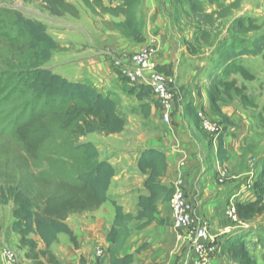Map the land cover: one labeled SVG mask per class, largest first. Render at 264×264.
Wrapping results in <instances>:
<instances>
[{"label": "trees", "instance_id": "1", "mask_svg": "<svg viewBox=\"0 0 264 264\" xmlns=\"http://www.w3.org/2000/svg\"><path fill=\"white\" fill-rule=\"evenodd\" d=\"M36 1L42 2L53 15L63 16L68 12L78 15L77 9L66 0ZM82 1L94 11L100 9L104 14L124 18L122 22L108 23L109 29L139 44L146 41L138 20L139 0H108L119 2L116 7H106L104 0ZM193 2L191 8L196 11L198 5ZM244 25L241 21L237 23L238 28ZM236 44L220 54L219 64L224 66V73L235 67L239 58L259 56L264 52L257 44L253 49L241 50ZM59 47L44 23L18 11L0 8V137L10 140L26 155L35 173L24 174L22 188L11 192L15 204L12 229L19 235L20 245L33 254L38 249V243L31 238L33 235L44 242L43 255H47L60 234L69 237L76 252L80 250L78 238L65 220L69 214L95 210L107 203L116 176L115 167L101 159L98 147L82 140L96 133L120 134L127 125L119 101L110 93H104L90 82L71 81L47 67ZM115 70L127 83L122 80L127 95L139 102L155 99L151 87L131 85ZM158 70L172 76L171 71L160 67ZM237 70L248 77L244 67L237 66ZM221 86L224 93L211 89L210 103L213 113L226 125L225 132L217 140V157L224 165L228 160L226 140L229 128L233 127L218 105L220 97L222 94L231 97L235 90L245 103L247 98L234 88V83H221ZM156 104L159 106L157 101ZM195 117L198 120L197 115ZM137 166L146 177L144 187L148 195L139 197V212L135 216L125 213L116 201L112 203L115 219L106 237L108 264L134 263L135 254H140L141 249L135 254H123L131 235L129 223L143 220L146 225L152 223L159 203L170 202L174 193L173 186L163 184L168 169L163 152L154 148L142 151ZM252 191V201L236 203L239 221L244 224L264 214V168ZM0 192L4 194L5 191L0 188ZM2 197L0 195V200ZM32 197L37 205L44 206L41 213ZM222 253L237 264H258L246 240L239 235L228 239ZM80 264L89 263L82 258Z\"/></svg>", "mask_w": 264, "mask_h": 264}, {"label": "rangeland", "instance_id": "2", "mask_svg": "<svg viewBox=\"0 0 264 264\" xmlns=\"http://www.w3.org/2000/svg\"><path fill=\"white\" fill-rule=\"evenodd\" d=\"M66 1L77 9L78 15H74L72 12H68L63 16L53 15L42 2L36 0H0V8L18 11L27 18L44 23L47 25L50 35L60 41L58 42L59 49L54 51L55 56L53 61L49 62L47 66L51 69H54L53 66L65 63V59L69 56L77 57V52H83L82 49L77 51V45L68 43L67 41H75L77 39L81 43H86V46L82 44L85 46L84 49H87L91 45V36L85 34L87 26L92 27V23L94 22V26H96L93 30L94 36L97 42H99L100 40L98 39L104 35L102 29L107 25V22L104 21L105 18L112 19L113 22L111 23H118L120 19V17L115 18L109 14H104L100 9L94 11L88 8L82 0ZM164 1H169L171 7L160 9V12H157L151 18L152 22H156V18L163 22V32L167 36L165 39H161L162 44L157 43V54L163 48L166 53L168 52L167 56H169L173 63L179 65L181 74L177 75V78L173 76L175 85L176 81L178 85L179 80L185 81V85L190 83V79H193L194 82L196 79L198 81L197 87H192L194 85L193 82L191 88L183 86L177 89L178 97L176 104L183 105V99L185 97L188 100L191 98L192 92L197 91V89L201 92L204 90V92H208L209 94L207 96L209 109H204L205 112L214 121L222 124L223 122L211 110V89H217L221 93H224V88L221 86V83H234V88L241 90L247 98L245 103L237 95V92L233 90L231 97L222 94L218 105L222 113L229 118L233 127H230L228 132V138L232 140L230 139L229 162L224 164L228 172V177L223 184L233 185L234 188L231 190V193L239 194L241 199L239 201L248 202L253 198V191L246 190L245 182L252 174L255 182L264 168V52L259 56H244L239 58L235 61V67H232L227 73H224V66L219 63L222 50H226L232 44L238 43L236 45H239L237 47L239 50L244 48L253 49L257 44L264 51V0ZM192 2L198 5L196 11L191 8ZM104 4L106 7H116L119 5V2L110 3L108 0H104ZM240 21L245 24L242 28H238L237 26V23ZM141 26L143 28L144 24ZM96 28L98 31L95 32ZM153 31L151 35L155 37L158 36V33H161L158 27L153 29ZM94 44L98 46L100 42ZM134 44L137 43L132 39H128L127 45L132 46ZM143 47L133 51H124L120 54L111 52V54L104 55H106L107 59H111V65L115 68L116 61L126 63L133 53L140 51ZM97 52L98 50L94 51V53ZM237 66L244 67L247 72L246 75L249 78L242 75L237 70ZM119 79L126 83L124 79L120 77ZM182 90L183 93L179 92ZM127 96L131 98V96ZM131 99L130 103L125 104L126 106L119 103L120 108L125 110L127 107H139L136 98L132 97ZM146 102L154 105L151 100ZM121 112L127 118V115L123 111ZM136 117L133 119L132 127L136 123L140 124V119ZM143 123L144 127L148 129V132H154L156 130L154 128L156 123L154 120H145ZM223 124L226 126L225 123ZM203 132L207 134L204 130ZM151 137V134L146 133L144 139H151ZM82 141L93 142L99 147L101 157H104V155H107L106 150H108V147L113 142L117 144L118 141L121 144L124 142V145H126L130 141L133 142V139L128 142L127 138L125 140H118L117 137L110 138L108 135L96 133ZM24 174H35L32 171L26 155L10 140L0 137V188H3L5 191L4 194L0 192V195H3L0 200V264H3L2 252L4 249L11 250L15 254L19 264H28L26 261L28 258L27 250L22 246L15 248L5 240L6 237L8 239L11 238V228L14 223L13 210L15 204L11 197V192L15 189L22 188ZM123 187H127V185H114L113 194L110 195L111 197L108 204H106V208L103 206L104 209L100 207L91 211L69 214L65 222L71 229L78 231L82 229V226L94 222L97 218L95 214L101 211L107 218L115 210L112 205L114 202L113 199L115 198L119 205L123 203L128 208H131L133 206V200L125 199V195H118L120 192H124ZM32 199L37 205L34 197ZM38 204L36 208L41 213L44 206L42 203ZM168 210H170V202H162L158 210V215L164 216ZM223 218L214 222V224L212 223V229L215 232L212 233L213 236H216L212 241L218 246L217 253L215 251L212 257L214 259L216 258L220 263L237 264L222 253V247L230 237L239 235V237H243L246 240L251 255L256 259L257 263L264 264V242L261 243V241H264V214L247 224L228 219L225 216V211L223 212ZM142 223L138 221L129 223L131 232L133 234L142 233L146 222ZM109 231H107V235ZM3 232L4 235H2ZM103 244V238L93 241H89L87 238L83 240L81 249L85 247L84 245L88 246L87 249L89 252V261L92 262L91 264H97V262L108 263L107 248ZM130 245H134L132 246L131 252H136L140 244L138 240L132 238L130 239ZM143 246L141 247L143 248ZM141 247L139 249H142ZM98 252H102V254L99 255ZM60 258L54 257L48 263L79 264V261H77L78 257L74 256V252L67 258Z\"/></svg>", "mask_w": 264, "mask_h": 264}, {"label": "crops", "instance_id": "3", "mask_svg": "<svg viewBox=\"0 0 264 264\" xmlns=\"http://www.w3.org/2000/svg\"><path fill=\"white\" fill-rule=\"evenodd\" d=\"M165 7H171L169 1L139 0L138 20L141 25L144 24L143 28L141 26V29L146 38V41L142 44L136 42L137 44L132 46L127 45L128 38L117 31L109 29L106 25V27L102 29L104 35L102 37L100 36L101 38L98 39L100 40V44L97 46L94 44L99 43L94 36L93 30L94 27H96L94 26V22L92 23V27L86 25L87 29L85 34L91 36V45L87 49H84L87 45L86 43H81L77 41V39H75V41H67L68 43L77 45V51L82 49L83 52H77V57L69 56L65 59V63L53 66L54 69L52 68V70L71 81L90 82L104 93H110L121 105L123 104L126 106L125 104L130 103L132 97L129 98L127 96L124 83L120 81L117 71L111 65V59H107L104 54H111V52L120 54L124 51H133L145 46L149 38L152 37L151 33L153 29L156 27L161 31L157 36L158 44H162L161 39L167 37L163 32V22L158 18H156V22H152L151 18L157 12L159 13L160 9H164ZM123 19L124 18H120L119 22H122ZM104 21H106L107 24L113 22L112 19L109 18H105ZM97 28L95 32L98 31ZM54 39L60 42L56 38ZM82 44H85V46ZM97 50L98 52L94 53V51ZM167 53L162 48V51L156 54L157 63L160 68L171 71L172 76L177 78V75L181 74L179 65H175L169 56H167ZM54 56L53 54L51 61H53ZM189 81L190 83H188V85H185L186 83H184L185 81L183 80H179L177 85L176 81V89L182 88L183 86L191 88L194 81L193 79ZM197 84L198 81L196 79L192 87H197ZM179 92L183 93V90ZM208 95V92H204V90L201 92L197 89V91L192 92L190 99L187 100L186 97H183V105L176 104V111L173 114L170 125H166L163 122L159 106L153 98L151 102H153L154 105L146 102L150 99L144 102H139L136 99L139 107H127L125 110L120 108L121 111L127 115V126L124 132L116 135H109V137H117L118 140H125V138H127L128 142L133 139V142L130 141V143L126 145H124V142L122 144L119 143V141L118 144L113 142V144L108 147V150H106L107 155H104V157H106H101V159L108 160L116 170V176L112 181L108 193L109 200L111 197L110 195L113 194L112 192L115 184H126L127 187L122 188L124 192H120L118 195H125V199L133 200V206L128 208V206L123 203L121 206L124 208L125 213L135 216L139 212V197L141 195H148L144 187L146 177L140 173L137 166L139 156L142 151L149 148H154L163 152L168 162V169L163 178V184L173 186L176 180H184L188 199L193 205L194 219L196 223H208L209 233L213 240L216 236H213L212 233L214 232L212 223L214 224V222L224 219L223 212L235 193H231V190L234 188L233 185H221L217 183L216 175L220 164L217 157L218 144L215 139L203 132L199 121L196 120L195 117L198 110L209 109L207 101ZM135 117L140 119V124L136 123V125L132 127L131 124ZM145 120H154V122H156L154 125L156 130L154 132L147 131L148 129L144 127L143 123ZM146 133L152 135L151 139H144ZM129 137L131 138L129 139ZM230 139L231 138L227 137L225 146L228 152V159L231 148L230 141L232 140ZM228 162L227 160L225 163ZM253 198L250 201H252ZM113 200L116 201L117 199L115 198ZM161 203L162 202L159 203L158 210ZM106 204H108V202L101 207L104 209L103 206H105L106 208ZM95 215L97 218L94 222L82 226V229L78 231L72 229L80 244L78 253L73 250L69 237L65 234H60L58 240L51 246L47 255H43L41 253L46 250L44 242L38 236H31V238L38 243V249L35 252L38 258L35 259V254L30 253L29 248L24 247L25 250H27L26 253L28 258L26 261L28 264H50L48 263L49 260H53L54 257H61L60 259H64L70 256V254L72 255L73 252L74 256L78 257L77 261H79V264L82 258L91 264L92 262L89 261V252L87 249L88 246L84 245L85 247L81 249V244L85 238L89 241L103 238V245L105 248H108L109 245L106 241L107 231H109L113 225L115 210L112 211L111 216L109 215L107 218L102 214V211ZM138 222L144 223L146 221L143 220ZM11 233V238L9 239L3 236L6 237L5 240L15 248L21 246L19 235H17L12 228ZM2 235H4V232ZM132 238L138 240L140 244L138 245V249L144 245L140 254L131 252L132 246H134L130 245V239ZM212 245L216 247L215 253H217L218 246L213 242ZM123 251L124 255L135 254V261L133 264H193L195 260V254L191 243L185 239L182 241L178 239V233L174 230L172 225L170 210H168L164 216L158 215L157 212L155 220L146 225L142 233L133 234L131 232ZM216 263L224 264L212 257V264Z\"/></svg>", "mask_w": 264, "mask_h": 264}, {"label": "built area", "instance_id": "4", "mask_svg": "<svg viewBox=\"0 0 264 264\" xmlns=\"http://www.w3.org/2000/svg\"><path fill=\"white\" fill-rule=\"evenodd\" d=\"M157 43V37H150L148 43L140 51L133 53L126 63L116 61L115 68L131 85H146L152 88L155 100L159 104L163 122L170 125L176 111L178 91L174 77L158 70L159 65L156 60ZM196 115L201 128L216 141L225 132L224 125L214 121L205 110H198ZM216 176L219 184L225 182L228 172L224 165L219 164ZM253 186L252 174L247 179L245 187L246 190L252 191ZM173 189L174 193L170 200V214L173 228L178 233V239L180 241L185 239L191 243L195 254L193 264H212V255L216 251V247L212 245L213 241L209 233L208 223H196L193 216V205L188 199L183 179L176 180ZM239 200H241L239 194L233 195L225 210V216L234 222H239L236 210V203ZM98 254L100 255L102 252H98ZM2 262L3 264H19L15 254L9 249L3 250Z\"/></svg>", "mask_w": 264, "mask_h": 264}]
</instances>
